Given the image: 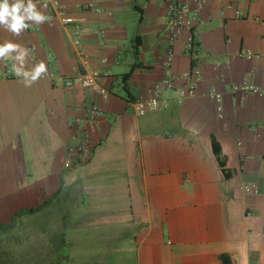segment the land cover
<instances>
[{
	"label": "crops",
	"instance_id": "crops-1",
	"mask_svg": "<svg viewBox=\"0 0 264 264\" xmlns=\"http://www.w3.org/2000/svg\"><path fill=\"white\" fill-rule=\"evenodd\" d=\"M61 3L75 22L63 24L38 4L50 22L19 37L0 28V43L31 50L29 68L40 61L48 68L25 87L12 61H0V222L63 193L74 206L85 188L71 171L79 164L103 190V213L113 220L101 224L102 251L91 250V240L81 247L57 221L52 240L65 249V263L107 264L105 255L120 252L133 264H264V57L255 56L264 51V0ZM181 4L190 9L186 27L170 40L168 15ZM189 35L194 58L185 49ZM191 69L200 71L193 96L166 90V107L135 111L133 100L165 78L182 86ZM85 71L96 74L106 97L64 86ZM244 82L261 91H243ZM84 145L86 160L78 152ZM245 183L257 192L243 191ZM82 211V224L95 221L94 211ZM114 239L119 248L106 250Z\"/></svg>",
	"mask_w": 264,
	"mask_h": 264
},
{
	"label": "rangeland",
	"instance_id": "rangeland-1",
	"mask_svg": "<svg viewBox=\"0 0 264 264\" xmlns=\"http://www.w3.org/2000/svg\"><path fill=\"white\" fill-rule=\"evenodd\" d=\"M71 171L75 174V180L79 177L85 182V188L82 191L80 189L77 194L76 190L74 191L78 200L73 202L74 206L67 205L63 193L43 204L35 212H23V209H19L16 211L18 213L11 216V219L0 222V264H67L63 261L65 249L56 246L57 242L52 240V236L57 233L59 228L57 221H61V225L65 226L66 235L72 234L74 238H78L77 243H81V247L85 241L91 240L96 243L93 248H90L91 250L102 251L105 249L100 246L103 243L101 236L105 230L101 224L104 225L105 219L113 220V218L108 213H103V208H107L101 204L104 202L103 190L96 183L92 184L93 180L84 179L79 164L71 166ZM85 198V205H83L82 202ZM82 210L94 211L95 221L82 224ZM80 223L82 227H77ZM117 242L119 241L114 239L108 243L106 250L107 248L115 249ZM105 259L107 264L134 263V257L129 253H111L105 255ZM93 262L91 261L89 264H93Z\"/></svg>",
	"mask_w": 264,
	"mask_h": 264
},
{
	"label": "built area",
	"instance_id": "built-area-1",
	"mask_svg": "<svg viewBox=\"0 0 264 264\" xmlns=\"http://www.w3.org/2000/svg\"><path fill=\"white\" fill-rule=\"evenodd\" d=\"M37 4L46 5L53 9L54 16H57L63 24H71L75 22V19L69 15L61 3V0H34ZM197 3H202L204 0H196ZM189 7L187 5L181 4L175 7L174 10L171 9L167 19V32L170 40L175 39L186 27V19L189 14ZM186 53L189 57L194 58L197 56V49L196 45L193 40V36L189 35L186 39L185 44ZM251 54V53H249ZM255 56H262L264 57V51L261 53L255 54ZM172 55L170 54L168 57V62L171 61ZM6 76H11L10 71L6 72ZM200 76V71L198 69H191L190 71L182 74V79L184 84L182 86H175L174 82L170 78H165L158 82L151 93V95L147 97H138L132 101V105L135 111L139 115H143L148 110H155L162 107L167 106V100L165 97L162 96V93L166 90H175L179 99L193 96L195 94V80ZM80 84L83 87H89L96 89L102 97H106L107 90L100 87L96 81V74L94 72L85 71V72H78L71 77H66L63 80V84L66 87H69L73 84ZM240 88L246 92H253L258 93L260 92V88L256 85H250L248 83H241ZM211 95L215 97L217 101L220 100V94L217 92H212ZM217 110L221 111V106L217 107ZM99 111L98 106H93L90 110V114L96 113ZM80 158L86 160L90 155V149L84 145V147H80L78 150ZM68 167L69 162H65L64 164ZM241 189L247 193H256L257 187L251 183H245L241 186Z\"/></svg>",
	"mask_w": 264,
	"mask_h": 264
},
{
	"label": "clouds",
	"instance_id": "clouds-1",
	"mask_svg": "<svg viewBox=\"0 0 264 264\" xmlns=\"http://www.w3.org/2000/svg\"><path fill=\"white\" fill-rule=\"evenodd\" d=\"M47 7L46 5L44 6ZM50 22L34 0H0V28L15 37L21 36L31 25H43ZM31 50L20 43L5 40L0 43V61H12L11 72L22 78L25 87L47 75L48 68L44 61L28 67Z\"/></svg>",
	"mask_w": 264,
	"mask_h": 264
},
{
	"label": "trees",
	"instance_id": "trees-1",
	"mask_svg": "<svg viewBox=\"0 0 264 264\" xmlns=\"http://www.w3.org/2000/svg\"><path fill=\"white\" fill-rule=\"evenodd\" d=\"M212 146H213V150H214L215 154L217 155V157L220 158V148H219L217 142L214 139H212ZM219 164L222 165V161L221 160H219ZM39 208L40 207H35V208L34 207H31L29 209H23L22 211L23 212H31L32 213V212H35V211L39 210ZM16 213H18V212H15V214Z\"/></svg>",
	"mask_w": 264,
	"mask_h": 264
}]
</instances>
